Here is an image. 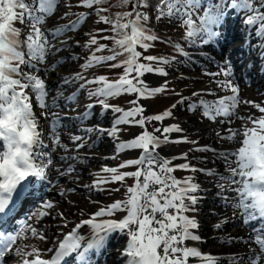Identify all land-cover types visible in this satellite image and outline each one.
Here are the masks:
<instances>
[{
  "label": "snow or ice",
  "instance_id": "obj_1",
  "mask_svg": "<svg viewBox=\"0 0 264 264\" xmlns=\"http://www.w3.org/2000/svg\"><path fill=\"white\" fill-rule=\"evenodd\" d=\"M106 2L107 0H78L75 6L88 9L87 14L79 13L68 24L47 29L46 19L55 14L59 0H0V142L4 149L0 150V212H4L12 193L22 181L30 177H47L54 166L53 152L56 148H67L60 141L59 129L63 118L53 111L59 104L55 98H50L47 85L49 70L55 69L58 62L49 64L48 58L62 50L58 44L67 45V41H58V38L66 32L77 31L87 16L95 15L98 22L111 25V31L116 34L111 37L115 46L105 49V45L97 39L106 29L96 30V35L88 34L83 47L89 51V55L79 66L80 71L71 77H61L64 86L77 87L79 82L77 92L66 100L73 101L79 91L93 84L98 85L94 90L88 91V96L95 97L96 104L104 112L111 111L116 115L109 129L88 127L84 131H99L112 138L114 155L111 158H118L128 150H138L140 153L135 159L122 160L117 166L103 167L101 172L110 175L99 176L90 186L92 189H100L102 184L123 182L127 177L135 178L134 186L126 188L127 199L113 202L94 213L96 217H111L114 213L123 211L126 215L122 219H108L102 224L90 219L82 221L83 225H91L97 233L95 239L89 240L83 250H80L82 237L77 235L80 224L63 239L56 240L54 243L57 247L47 249L50 254L55 253L50 258H42L43 252L36 247L29 251L26 245L19 243L21 239H27L29 233L32 238L38 237L40 241L53 243L43 227L42 218L50 217L55 205L46 201L28 217L24 227L15 235L0 232V264H7L6 257L9 255L17 258L16 264H60L61 260L72 253L77 254L81 264H89L86 259L88 251L102 247L107 233L112 230H119L129 237L124 250L126 264H184L189 257L207 260L209 264L218 259H228L231 264H264V107L252 101H241L238 88L230 78L231 63L226 61V66L219 72L206 73L212 77H224L215 79L216 90L193 91L191 97L174 92L179 97L177 103L162 114L147 115L146 106L141 101L173 91L168 88V72L164 65L180 61L175 56L144 55L143 51L154 47L152 42L159 40L173 47L177 55L188 54L179 43L161 40L153 34L147 27L151 17L146 11H140L141 8H153L157 19L178 18L185 28V34L180 39L192 46L215 42L221 35L218 29L225 19L229 15L239 16L244 12L246 42L255 36L260 46L264 47V0H155V4L150 0H118V6L131 4V11L119 13L115 18L102 14L109 10L99 7ZM111 6L109 4V8ZM62 16L66 17L67 13ZM17 22L21 27L15 26ZM76 46H80L79 41ZM93 46L96 47L93 49ZM104 50L110 54L97 55ZM103 66L122 67L123 73L115 81H109L103 75L87 78L86 70ZM147 74L160 75L165 80L153 87L143 79ZM217 90L231 94L219 96ZM122 94L135 96L129 101L131 107L124 109L108 103L110 98ZM205 96L215 99L203 98ZM193 98L198 102H193ZM241 103L258 109L261 115L248 114L241 117L244 121L242 130L229 128L216 132L218 140L239 145L231 151L200 145L199 141L190 140L186 135L171 138L170 133L184 132L178 124L157 127L153 132L144 130L146 123L171 118L173 110L178 105L185 104L189 111L202 109V115L212 121L218 117H228L227 122H230ZM34 106L41 109L39 117L34 112ZM94 106L88 104L79 119H86ZM137 116L140 118L136 119ZM41 120L50 126L47 136L51 137V144L45 142L46 134ZM220 123L226 121L221 120ZM122 125L140 127L141 133L129 141H122L119 139V134L123 131ZM71 139L77 149L84 146L81 143L84 137L81 135H73ZM169 143H190L193 147L189 151L212 152L215 160L226 164L228 175L215 168L192 165L188 153L177 157H162L159 149ZM61 159L70 160L73 157ZM176 159L184 162L174 165L173 161ZM193 159H199L202 163L207 160L206 157ZM126 167H134L135 171H121ZM73 170L69 165L67 171L70 173ZM176 170L191 174L181 180L173 175ZM197 172L218 177V196L223 201V206L232 208V219L238 218L248 227L249 235L238 240L248 247L243 255L232 253L226 257H212L203 255L196 247L186 246L185 242L188 240H201L199 235L189 231L199 227L198 221L186 215L197 211L196 205L200 199L197 193L203 190L196 182ZM229 222L224 219L214 227L219 230ZM181 253L182 258H177V254Z\"/></svg>",
  "mask_w": 264,
  "mask_h": 264
},
{
  "label": "rangeland",
  "instance_id": "obj_2",
  "mask_svg": "<svg viewBox=\"0 0 264 264\" xmlns=\"http://www.w3.org/2000/svg\"><path fill=\"white\" fill-rule=\"evenodd\" d=\"M77 2H78V0H59V6H58L57 10L55 11V14L53 16H51L50 18L46 19L45 27L47 29H53V28L58 27L60 25L68 24L70 21L76 19L77 14H79L81 12H84L87 14L88 9L75 6L77 4ZM109 4L112 5L110 8H109ZM66 5H72V6L68 7ZM99 7L108 8L109 9L108 12L102 13V14L108 15V16L113 17V18H115L117 16V14H119V13L131 11V4H129L127 6H118V0H107L105 6L101 5ZM140 11H146L147 12V9L141 8ZM64 13H67L66 17L62 16V14H64ZM242 13H244V12H241V14ZM147 14H148V12H147ZM149 21H148L147 27H149L153 31H156V29L154 30V26H157L156 23L151 21V19ZM121 22H126V21H121ZM157 22H158L159 26H161L162 29H164V30L173 31V33L176 32L178 35H181V36H183L185 34V28L182 26V24L178 18H173L171 20L159 19V20H157ZM99 29H106L107 31H105L103 33L110 34L111 36L116 35L114 32L111 31V25L105 24L102 22H98L97 17L95 15L87 16V19L83 22V24L81 26H79L77 31L66 32L64 35H62L58 38V41H67V45H59L58 44V46L62 47V50L59 51L58 53H55L54 55H52L48 58L49 64L58 62V66L55 69L49 70L50 76L48 77V79H51V84H49L48 87H49L50 91L53 92V94H52V95H54L53 98L58 100L57 103L59 104V107L55 108V109L56 110L60 109V113L66 117H73V118H75V116L78 117L77 122L70 126V130L68 132H66V135L64 136L63 141H61V145L67 146L66 149L64 147L62 148V150L65 149V151H63V153L65 155H70L71 157H73L75 159L76 158L78 159V157H82V156H89V157L92 156L89 158V163H90V161H93L92 164H85V163L84 164L83 163L82 164H80V163L75 164L74 163L75 165L82 167L85 170V173H84L83 169L78 168L74 171V173H71L70 176H67L68 173H65L62 177H60L61 182H63V184L61 185L58 182L60 184V186H58L59 188H57L56 191H58L59 194H58V196H53V198H54L53 201L56 202V204H55L56 209H55L54 213L51 212L50 217H48L50 219H48V221H47V223H49L51 228L58 229V233H57L56 238L59 237L63 232L67 231L68 228H70V226L74 222L78 221L79 219H80L79 221H81L82 218L87 217L91 212H93V216H94L93 218L94 219H102L103 221H105L106 218L109 216L106 215V216H102V217H96L94 215V212L97 210H100L101 208H104V207L110 205L113 202L122 201V200L127 199L126 188L128 186H134V184H135V178H134V180L131 182L126 181V179H125V181H123V182H117V183H113V184L111 183L109 186L105 187L100 192H99V189H92L90 187L91 181L98 179L100 174H101V176H104V177H107L110 175L108 173L101 172V169L103 167H105V166H107V167L117 166L120 164V162L122 160L127 161L129 159H135L136 157L139 156L140 153L138 150H128V151H125L124 153H122L118 158H111L114 155V140L112 138H109L106 133H101V132L97 131V133L94 135L95 131H93L92 133H86L84 130L87 129L88 127H93L94 129H101V128L102 129H109L110 124H112L111 121H113L112 118L114 116V113L111 111L104 112L99 104L93 103L95 106L92 108V110H90V115L86 119L80 120L79 117L86 111V106H85L84 100H86V102L89 100V97H87V95L85 94V90L79 91L78 95H76V97L73 101H67L66 98L68 96L72 95L74 92H77L79 82H77V87H72V86L63 87L65 90L64 93H60L61 87H60V85H58L59 83L62 82L61 77H71L77 71H80L79 66L84 63L85 58L89 55V51L86 50L83 47V45L85 44L86 40L88 39V34L96 35V30H99ZM103 33H101V34H103ZM157 36L163 40H166V39H168V37H170V36H164V35H157ZM117 38H119V37H117ZM77 41H79L80 46H76ZM156 42H160V41L158 40ZM156 42H152V43H156ZM162 44H164V43H162ZM114 46L115 45L113 43L112 45H107L105 47V49H111ZM95 47L96 46H93V49ZM255 47L260 48L257 43L253 44V48H255ZM183 48L188 55H182V57L180 59H178L180 61L179 63H175V62L171 63L170 65H167L165 69L168 72V77H167V80L169 81L168 87L171 90H173V91H170V93L171 94H174V92L175 93H181L183 96L191 97V94L193 91H198L196 86L192 83L185 84L184 81L181 80V78L179 79V77L176 76L177 71H180V72L186 71V73H187L188 68L193 65L192 62L187 60L186 56L190 60H193L196 62H203V60H205V59H204V57H200L199 55L196 56V54H195L196 51H193V49L188 48L187 46H184ZM154 49H153V51L151 48L147 51H143V54L153 56ZM166 49H167V47H166ZM138 50H140V49H138ZM107 52L108 51L104 50V51H101L99 54L97 53V55H105ZM199 52L200 51L197 50V53H199ZM163 56H165V53ZM75 57H78V59H75ZM260 64H261V61L258 63V66ZM212 66H214V65H211V67ZM107 69L109 70V67H107V66L93 67L92 69H89L88 71H86V74L88 76L90 74L92 78L93 77H99V76L103 75L109 81H115L116 79L119 78V75H121L123 73L122 67H120V69L117 70V74H115V75L110 74L111 72L109 73L108 71H106ZM182 73H185V72H182ZM188 73H193V71L191 70ZM41 75H43V73H41ZM150 77L154 79V82H148L146 80V78H150ZM87 78H90V77H87ZM143 79L147 83H149L151 86L155 87V86L162 84L165 80V77L160 76V75H155V74H147L143 77ZM190 81H192V80H190ZM57 86L59 88H57ZM246 86H248V85H246ZM53 90H55L56 92L54 93ZM167 92L168 91H166L162 94H157L154 98H150V100L146 99V100L141 101V103L146 106V109H147L146 114L147 115H151L152 113L154 114V109H156L158 107L156 102L160 103L164 98V96H161V95H163ZM56 93H57V95H56ZM238 96L240 97L241 101H245V100L252 101V102L258 103V104H260V106L264 107V86L261 87L260 89H255V90L252 89L251 86H248V88L243 86V91H240L238 93ZM134 98H135V96L133 94H122L119 97L110 98L108 100V103L111 105H115V106H119L121 108L127 109V108L131 107V105L129 104V101L133 100ZM203 98L210 99L211 97L205 96ZM153 99H156V101L153 102ZM178 99H179V97L176 95L175 100H174L175 103L177 102ZM193 101L198 102V100L196 98H193ZM49 102H51V101H49ZM122 102H125L126 105H120ZM61 104L65 108H62ZM55 109H53V110L55 111ZM248 114H255L256 116L261 115V113H259L258 109L251 107V105H247L244 103L239 104L238 108L235 112L234 120H233L236 123L230 125V122H227L228 118H224V121H226V123H224V124H226V126L223 125L222 128H220V130L221 129L227 130L229 128H235V129H241L242 130L244 127V121L241 119V117L246 116ZM94 116L99 118V121L101 123L93 122ZM185 116L187 118L193 119L198 124H204V123L210 124V123H207V121H206L207 118L202 115L201 109H197L195 111H189V110H187L186 104L185 105H178L177 108H175L173 110V117L166 118L163 121L169 122L170 126L173 124H178L179 127L181 128L182 126H184L186 124L183 123L180 118L185 117ZM139 118H140L139 116L136 117V119H139ZM86 120H90V123L87 126H86ZM105 121L107 122L106 125L104 124ZM159 122L160 121H154L155 124L154 123L153 124L147 123L144 127V130L149 131V132H153L155 128L161 127L165 123V122H163L162 124H160L158 126L157 123L159 124ZM249 126H251V125H249ZM76 127H81V128H76ZM121 127L123 128V131L120 132L119 139L122 141H129V140L133 139L137 134L141 133V128L137 127V126L122 125ZM68 129H69V126L67 127V130ZM98 133H101V134L99 135ZM155 134L157 135L158 133H155ZM73 135H81L82 137H84V140L81 141V143H83V145H84L83 147H81L79 149L76 148L75 144L72 142V139H71ZM169 135L173 139L180 138L178 136L186 135L190 140L199 141L200 145H211L213 147L215 146L214 148H216L218 150H219V145L222 143L232 145L233 147H231V150H233L235 147L239 146L238 144H234V143L229 142L227 140L222 141V142L218 141L216 135H215V139L211 140L210 142H207L208 138H206V139L204 138L205 137L204 135H206L204 133H201L199 135L197 133V134H194V136H193V134H189V132L188 133L173 132V133H170ZM196 135H198V136H196ZM95 138H99V140L101 142H99V144H98L97 141H94ZM240 138L242 140V138H243L242 133H241ZM92 141H94V142L91 144ZM216 141L218 143V146L215 145ZM205 142H207V143L205 144ZM90 144H91V146L94 145V147H97L99 149L95 151L93 148L90 147ZM168 146H170L171 148H167V147L163 146V149L169 150L171 152L176 151L175 157L179 156L182 153H188V158L191 161V164L195 165L196 167L203 168V166H206V168L213 169V168H215V166L217 164H219V166L216 167L215 169H217L219 171L223 170V167H222L223 162L222 161H220V160L215 161L214 162L215 166H213L209 162L211 160H214L213 155L209 156L210 152L189 151V149H191L193 147V145L190 143H170V144H168ZM96 154L98 157L95 156ZM194 157L195 158L206 157L207 160H206V162L202 163L199 161V159H193ZM54 158L55 157L53 156V159ZM56 159L59 160L60 158L56 157ZM66 161H68V163H69V160H66ZM66 161H61L60 163L59 162L57 163V166H59L57 171L59 170L58 171L59 173L61 171V167L63 168V170H66L65 168H66V166H68V163H66ZM183 162L184 161H182V160L176 159L174 165H177V164H180ZM60 164H62V166ZM208 165H211V166L209 167ZM72 168L74 169L75 166H73ZM79 169L82 170L84 174L82 172L80 173ZM121 171L131 172V171H135V168L134 167H126V168L122 169ZM50 173H52V171ZM190 174L191 173L186 172V173H182V176L185 178L186 176H188ZM79 175H81V177H79ZM173 175H175V177H177L176 174L173 173ZM224 175H228L227 171L224 172ZM50 176H51V174L47 175V177H50ZM83 176H84V179H83ZM195 176H196V182L199 184L201 182L206 183V184H208V183L212 184V181L216 182V179H217L216 176H206V175H203L199 172L195 173ZM76 178L79 179L81 182L78 180H75ZM69 180H71V181H69ZM65 181H69V182L65 183ZM201 188L203 189L202 191H207V190H205V188H203V187H201ZM212 188H214V187H212ZM217 188H218V186H217ZM116 189H118V191H115ZM53 193H54L53 190L48 192V194H53ZM206 196L209 197V196H211V194L206 195ZM217 199H220V197H217ZM198 203H200L201 205H206V206L205 207L204 206L199 207V205L197 204L196 205L197 211L186 213V215H188L190 218H195L199 224V227L197 229H189L190 232H192L193 234L199 235L201 237V240L196 241V245H194V246L198 247V249H200V251L202 250L201 253L204 255V252H206V250H207L208 240H210V239H212V243H211L212 246H215V247L220 248V249H224L226 247H232V245H238L239 242L237 241V238H234L231 235L232 231L229 230L230 225L228 228H225L228 225V223H226L224 225V227L219 229V230H217L214 227V225L222 222L224 219L232 220V218H230L231 216H229V217L226 216L224 218L223 217H220V218L219 217H213V216L210 217V214H212V213H210L211 212L210 208H214V206L208 205V202L203 200V198L202 199L200 198ZM63 204H64V206L71 207V211L69 212V216L60 207ZM207 206H209L210 208ZM124 215H126V213H124ZM206 216H207V218H206L207 223L203 224L201 222V220H204ZM109 218L110 219H120V216L114 215V216H111ZM94 219H91V220H94ZM208 227H211L212 230H208L207 229ZM88 228H91V227H85V228H83V230L88 229ZM117 232H120V231L117 230ZM124 235L127 236L126 234H124ZM31 239H32V237H31ZM34 239L32 241H35V242L39 241L38 238H34ZM115 241L118 242V239H116ZM225 241H229V242H225ZM116 242H115V244H116ZM19 243L21 244L20 241H19ZM185 243H187V241ZM118 245H119V247H117L115 250H120L119 248L122 249L124 242L119 240ZM239 245H241V244H239ZM37 248H39V247L37 246ZM113 253L114 252H112L111 254H108V257L110 255H112V256H110L109 258L106 257L104 264H108V262H112V261H118L119 258H121V256H122V254H121V256L116 258L118 256V254L114 253V255H113ZM117 253H120V251ZM223 255L227 256V254H223ZM223 255H221V256H223ZM177 258H180L179 254H177ZM219 260L221 261L222 259H218V260L214 261L213 264H221V262ZM224 261L225 262L223 264H227V262L228 263L230 262L228 259L224 260ZM203 262L205 263V261H203ZM123 263H124V258H122L121 260L118 261V264H123ZM205 264H209V261L206 262Z\"/></svg>",
  "mask_w": 264,
  "mask_h": 264
},
{
  "label": "bare ground",
  "instance_id": "obj_3",
  "mask_svg": "<svg viewBox=\"0 0 264 264\" xmlns=\"http://www.w3.org/2000/svg\"><path fill=\"white\" fill-rule=\"evenodd\" d=\"M230 20H233V19H230ZM237 22L239 23L238 25L241 26L240 20H237ZM233 24H234V22H227V24L225 26L226 29H229L230 27H232ZM160 28L162 29L161 26H160ZM162 30H164V29H162ZM165 31L166 32H173V31H168V30H165ZM236 35H235V38L238 39L240 34L237 33ZM253 41H254V36H252L251 39H249L247 42H246V38H242V43H243L242 44V53L245 56L244 55L243 56H239L237 59H230L229 58L231 61L230 60H228V61H230V63H231L233 79H235L237 81L240 78V74L238 75L236 73L240 69V67H242V65H243L242 62L246 61L248 57H251V61L248 63V65L246 67H244V69L241 72V74L244 73V76H248L254 86H258L260 88V87H262L264 85V78H262L263 75H264V54H262V53H264V47H262V53L259 54V55H261L260 57H253L252 56V53H256V51H254L252 53H251V51L249 52V49H250L249 47H251L253 45ZM259 61H261V64L259 66H257V69L254 72V70H251V68H252V66L254 64H256ZM166 66L167 65H164L165 68H166ZM225 66H226V64L223 65L222 68H224ZM201 68H202L201 66L200 67H197L196 69H194V72L193 73H188V74L187 73H182L180 71H177V75L176 76L179 77V79L181 78V80H183L185 84H187V83L194 84L196 86L197 90H202V89L216 90L217 89V86H216V84L214 82L215 79H223L224 77H222V76L212 77V76L206 74V73H216V72H219V70L217 68L215 70H213V69H201ZM146 80L148 82H154V79L151 78V77L150 78H146ZM190 80H192V81H190ZM47 84H51V79H48L47 80ZM259 88H257V89H259ZM169 93H170V91H169ZM224 93H227L226 95L231 94L230 92H219L217 90V94L219 96L222 95V94H224ZM171 95L173 97H170L169 98V104L168 105H165L160 110L154 109V114H162L165 110H168L171 105L175 104V101L174 100H175L176 95L175 94H171ZM148 100H150V99H148ZM120 105H126V104H120ZM114 115H116V114H114ZM180 119H181V121L183 123L186 124V125H184V126L181 127L184 130L183 133H188L189 132V134H193V136H194V134H197V133H198V135L201 134V133H204V134H206V135H204L205 136L204 138L205 139L208 138V141L207 142H210L211 140L215 139V133L214 132L217 131V130H219L223 126V124L222 125L220 124V121H217L214 124H206V123H204V124H198L193 119L187 118L186 116L185 117H181ZM112 120H113V118H112ZM163 122H165L163 124V126H170V123L167 122V121H160L159 124L157 123V125L159 126ZM106 123L107 122L105 121L104 124L106 125ZM148 123H150V124L152 123L153 124L154 121H151V122H148ZM110 126H111V124H110ZM157 135L159 136L160 133H158ZM198 135H196V136H198ZM178 137H182V136H178ZM207 142H205V144ZM229 146H230L229 144L222 143V144L219 145V150H226ZM164 147L171 148L170 146H168V144L165 145ZM159 152H160V154H161L162 157H175V154H176V151L175 152H171L169 150H164L163 147H161L159 149ZM95 156L98 157L97 154ZM174 163H175V160L173 161V164ZM218 166H219V164H217L215 166V168L218 167ZM79 171H80V173L81 172L83 173L82 170L79 169ZM50 172L48 173V175L51 174ZM186 172L187 171L176 170V171H174V174H176L179 179H183L184 177L182 176V173H186ZM62 176L63 175H60V177H62ZM133 180H134L133 177H127L126 178V181H129V182H131ZM200 186L203 187V188H205V190H207V191L210 190V189H212V187H214L213 184L210 185V184H206V183H202V182L200 183ZM60 207L69 216V212L71 211V207L64 206V204L62 206H60ZM91 214H93V212H91ZM226 214L227 213L224 212V211H217V213H216V215L218 217L219 216L220 217L221 216H225ZM210 215L211 216H214V214H210ZM89 217L90 216L84 217L79 222H82L84 219H92L94 216L92 215L91 218H89ZM206 218H207V216L205 217L204 220H201V222L203 224H206L207 223L206 222ZM46 223L47 222H44L43 223V227H44V229L47 230V235L49 237H51V239L53 240L54 237H55V234L58 231V229H53V228H51V226L49 225V223H47V224ZM230 224L231 223H228V225H230ZM231 226H233V227H231V231H232L231 235L234 238L237 235L238 236L240 235V236L243 237V235L246 233V231H245L246 228H237L236 227L237 224H232ZM207 229L208 230H212L211 227H208ZM77 232H79V234H77V235H80L82 237L81 244H85V241H86V239L88 237V232L86 230H80V229H78ZM125 238L126 237H123L121 239V237H117L118 241L120 240L122 242H125L124 241ZM29 239H30V236H28L27 239H21L20 242H21V245H26L27 246V250L30 251L31 248L34 247V245L30 244ZM128 239H129V237L127 236L126 242L128 241ZM211 243H212V239L208 240L207 250H206V252H204V255H209V256H212V257H220L223 254H227L228 255V254H232V253H239V254L243 255L245 252L248 251V247L246 245H232V247H226L224 249H220V248H217L215 246H212ZM45 244L48 245L47 247H49L53 243H48L47 240L36 242V245L39 247L38 248L39 250H44L45 248H43V246H46ZM185 244H186V246L195 247L194 245H196V241L188 240L187 243H185ZM125 248H126V245L124 243L123 248L120 250V253H122V256L119 259V260H121L122 258H124V263L123 264H126V255L124 254ZM110 256H112V255H110ZM7 257H12L11 261L10 262H7V264H16V259L17 258L14 255H9ZM106 257L109 258L108 255H107V256H105L104 260L106 259ZM200 260H201L200 258L189 257L188 260L184 262V264H199V261ZM118 261L108 262V264H118Z\"/></svg>",
  "mask_w": 264,
  "mask_h": 264
},
{
  "label": "trees",
  "instance_id": "obj_4",
  "mask_svg": "<svg viewBox=\"0 0 264 264\" xmlns=\"http://www.w3.org/2000/svg\"><path fill=\"white\" fill-rule=\"evenodd\" d=\"M150 2L153 3V4H155V0H150ZM105 4H103V5H105ZM147 12H148V15L151 17V21L155 22L156 25H157V26H154V30L156 29V31H153L152 30L155 35H166V34L171 33V32H166L165 30H162L160 28V26L157 23V20H159V19H157L156 12L153 10V8H147ZM103 36H108L109 38L108 39H103L102 38ZM97 37H98V40H99L100 43H104L105 47L107 45H112L114 43L113 40L111 39L112 36L110 34H107L106 33V34H102L100 38H99V36H97ZM151 49H152V51L154 49L153 56L160 57V56H163L164 55V53L166 51V46L164 44H162L161 42H156V43H154V47H152ZM119 69H120V67H118V68H112L110 74H113V75L117 74V70H119ZM161 96H164V98H163V100L160 103L156 102V104L158 105V107L156 108V110H160L165 105H168L169 104V98L170 97H173L169 93V91L167 93L161 95ZM153 101L155 102L156 99H153ZM121 104H126V103L125 102H122Z\"/></svg>",
  "mask_w": 264,
  "mask_h": 264
}]
</instances>
